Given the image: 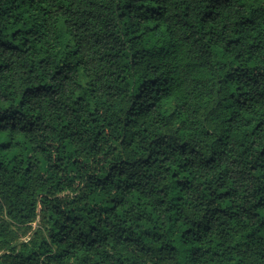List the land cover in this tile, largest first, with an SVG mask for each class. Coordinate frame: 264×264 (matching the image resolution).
<instances>
[{"label": "trees", "instance_id": "trees-1", "mask_svg": "<svg viewBox=\"0 0 264 264\" xmlns=\"http://www.w3.org/2000/svg\"><path fill=\"white\" fill-rule=\"evenodd\" d=\"M0 264H264V0H0Z\"/></svg>", "mask_w": 264, "mask_h": 264}]
</instances>
